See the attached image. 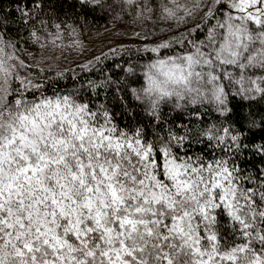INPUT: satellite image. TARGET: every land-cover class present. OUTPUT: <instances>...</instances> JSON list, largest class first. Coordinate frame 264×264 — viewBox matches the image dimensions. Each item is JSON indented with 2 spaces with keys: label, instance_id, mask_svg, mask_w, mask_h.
<instances>
[{
  "label": "snow or ice",
  "instance_id": "snow-or-ice-1",
  "mask_svg": "<svg viewBox=\"0 0 264 264\" xmlns=\"http://www.w3.org/2000/svg\"><path fill=\"white\" fill-rule=\"evenodd\" d=\"M57 2L169 27L130 83L51 95L0 32V264H264V0Z\"/></svg>",
  "mask_w": 264,
  "mask_h": 264
},
{
  "label": "trees",
  "instance_id": "trees-1",
  "mask_svg": "<svg viewBox=\"0 0 264 264\" xmlns=\"http://www.w3.org/2000/svg\"><path fill=\"white\" fill-rule=\"evenodd\" d=\"M44 3L45 7L37 17V21L46 20L47 23L30 21L25 25L19 22L21 18L15 11V0H0V18H6L7 24V27L0 28V32L4 34V41L11 45L5 47V53L15 57L8 60L9 65H15L19 59L25 62L40 59L43 54L45 57L47 50L57 53L53 58L39 60V68L26 66L30 71V80L33 76L32 81L43 85L41 91L47 95H51L54 90L71 91L74 86L89 80L102 82L108 76L117 80L123 78L124 84L130 83L131 78L124 69L135 66L137 74H142L143 65L155 58V54L143 50L144 46L141 43H131L115 47L106 53L96 54L89 59L85 51L75 52L73 47L77 42L93 39L98 34L117 26L133 33L136 30L143 38L145 36L148 39L152 38L153 40L150 39L153 41L152 46L166 36L159 32L156 36H152L150 30L169 27L163 21L156 25L133 23L132 17L121 13L119 8L109 11L99 6L79 4L71 8L67 6L61 8L57 0H44ZM52 4L55 6H50ZM55 24H60V29L55 28ZM175 27L172 25V28ZM183 30V27H180L176 33L169 31L167 35L178 34ZM33 31H36L39 39L31 35ZM0 47H4V44L0 43ZM117 65H120V68H117ZM251 163L257 164L258 158L253 157Z\"/></svg>",
  "mask_w": 264,
  "mask_h": 264
},
{
  "label": "rangeland",
  "instance_id": "rangeland-1",
  "mask_svg": "<svg viewBox=\"0 0 264 264\" xmlns=\"http://www.w3.org/2000/svg\"><path fill=\"white\" fill-rule=\"evenodd\" d=\"M133 33L130 30L119 28L117 26L111 27L108 31L98 34L95 38L90 40H84L79 41L77 44L73 47L75 52L78 50L85 51L84 53L87 55V58L91 59L96 54L106 53L110 50H112L115 47H121L128 44H139L141 43L144 47L145 45L151 46V43L153 41H150V39H144L140 34L136 35L138 31H134ZM153 40V39H152ZM54 55H57V53L52 50L45 51V57L44 54L40 59H31L28 62H25L23 60H18L15 62V67L13 69L14 74H18L19 77H25L27 79H31L30 71L26 69V66L31 67H37L39 68V60H46L53 58ZM21 62H23L21 64ZM33 80V76H32Z\"/></svg>",
  "mask_w": 264,
  "mask_h": 264
},
{
  "label": "bare ground",
  "instance_id": "bare-ground-1",
  "mask_svg": "<svg viewBox=\"0 0 264 264\" xmlns=\"http://www.w3.org/2000/svg\"><path fill=\"white\" fill-rule=\"evenodd\" d=\"M56 77V76H55Z\"/></svg>",
  "mask_w": 264,
  "mask_h": 264
}]
</instances>
